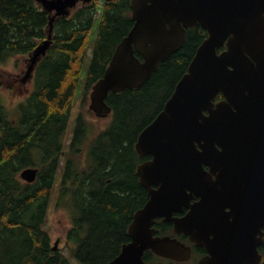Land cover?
Returning a JSON list of instances; mask_svg holds the SVG:
<instances>
[{"label": "water", "instance_id": "1", "mask_svg": "<svg viewBox=\"0 0 264 264\" xmlns=\"http://www.w3.org/2000/svg\"><path fill=\"white\" fill-rule=\"evenodd\" d=\"M37 1L55 16L67 14L78 0ZM130 9L134 23L89 92L88 108L97 116L110 113V91L143 85L182 46L187 28L200 25L205 37L162 109L136 137L134 151L151 156L135 168L148 199L133 214L129 240L103 264H156L143 259L148 249L187 260L190 245L154 234L156 217L207 250L197 264H261L264 0H130ZM54 16L47 38L31 54L29 71L50 43ZM218 93L222 97L215 99ZM34 172L26 168L20 176L31 180ZM184 207V215L173 216Z\"/></svg>", "mask_w": 264, "mask_h": 264}, {"label": "trees", "instance_id": "2", "mask_svg": "<svg viewBox=\"0 0 264 264\" xmlns=\"http://www.w3.org/2000/svg\"><path fill=\"white\" fill-rule=\"evenodd\" d=\"M97 15L99 21L94 29ZM52 16L35 0H0V61L32 53L47 38ZM133 23L130 0H90L68 16H55L50 43L34 66L32 90L17 104V117L10 118L0 104V264H75L59 247L53 250L49 233L43 227L52 177L48 178V186L39 183V178L18 193L5 170L31 165L32 148L49 140L46 158L51 161L49 173L53 174L60 149L56 139L70 120L90 44L92 55L81 86L83 107L91 86L102 77L116 45ZM92 31L95 36L91 35V41ZM204 37L200 25L188 28L182 46L160 61L143 85L108 93L105 101L111 108L110 119L95 135L89 136L91 125L79 112L71 146L69 206L74 217L66 237L67 247L68 243L73 244L68 249L69 256L77 264L110 261L128 241L133 213L148 197L135 174V166L149 156L139 157L132 148L133 142L162 109ZM135 55L140 58L136 51ZM15 80L0 71V86ZM219 97L221 94L216 95ZM17 120L25 122L23 142L17 139ZM20 147L23 160L18 162L16 148ZM45 186L46 191H42ZM153 225L156 234H172L171 222L155 220ZM178 238L184 240L182 235ZM143 259L157 264L188 262L160 258L149 250Z\"/></svg>", "mask_w": 264, "mask_h": 264}, {"label": "flooded vegetation", "instance_id": "3", "mask_svg": "<svg viewBox=\"0 0 264 264\" xmlns=\"http://www.w3.org/2000/svg\"><path fill=\"white\" fill-rule=\"evenodd\" d=\"M32 77L33 75L30 72H27L23 75L22 78L18 79L20 84L22 86H25V90L27 91L26 93L22 94L21 99L18 101V103L24 101L28 93L32 90L33 84H32ZM29 86V87H27ZM17 125H18V138L19 142H23L24 139V125L25 122L17 120ZM78 126H74L73 130L69 129L68 127L65 128L61 132V137L57 138L56 141L60 142L59 146V155L57 158V162L54 168V172L51 175L49 173L50 166H51V161L50 159L46 158V155L50 151V146H49V140L41 146L38 143L32 148L31 151V158H32V163L29 166H26L22 169L19 170H5V176L7 179L14 181L16 184V187L18 189V193H21L23 190V187H26V185H31L34 183V181H38L40 178L39 183H46L48 182V178L52 177L53 181L50 184V190L55 193V204H58L60 208H65L62 203L66 204H71V181H70V169H71V146L73 142V138L75 135V130L77 129ZM6 149V148H5ZM23 151V147L21 148H16V155L18 158H16V161L21 162L23 160V156L20 155L19 153ZM42 157V158H40ZM6 158H8V151L6 150ZM40 158V159H39ZM144 160V159H143ZM11 163V162H8ZM9 166V165H7ZM35 169V172L32 173L34 174L33 179L27 180L24 179L20 176V173L26 169ZM43 173V174H42ZM31 176V174H30ZM41 190V189H40ZM42 191H46V186L42 188ZM198 197H193L191 199V202L196 200ZM52 200V199H51ZM188 211L187 207H184L181 211L174 212L173 216H182ZM156 219H161V217H158ZM184 236V242L188 243L191 245V255L186 261H193L194 264H197L198 260L203 257L204 255L207 254V250L202 247V246H196L193 243H190L188 241V237L186 235ZM264 246V239L258 244V249L261 254L264 256V252L262 251V248ZM264 264V260L263 263Z\"/></svg>", "mask_w": 264, "mask_h": 264}, {"label": "rangeland", "instance_id": "4", "mask_svg": "<svg viewBox=\"0 0 264 264\" xmlns=\"http://www.w3.org/2000/svg\"><path fill=\"white\" fill-rule=\"evenodd\" d=\"M80 4V3H79ZM99 4H101V1H99ZM99 21L98 15L94 22V29L96 28V25ZM95 34L92 33L91 35ZM94 36H91V41L94 39ZM92 55V44H90L87 54L85 55V61H84V68L80 75V80L78 87L76 89L74 103L72 107V115L69 120V127L72 126V121L75 115L78 112H83V116L85 117L86 121L91 125V129L88 130L89 136H93L96 133H98L101 129L105 127L107 124L109 117H102V118H94L91 114L86 113L85 109L87 108V105L83 107L82 104V87H83V79L85 77L86 69L90 63ZM31 58V53L27 54H20V55H12L7 58H5L3 61H0V71H3L6 74H9L11 76L17 77V80L12 82L10 85L8 83H4L0 86V104L4 106L9 114V117H17V102L21 99L22 94L26 93L25 86H21L18 79L22 78L24 75V72L26 70V65H28ZM82 86V87H81ZM29 87V86H27ZM87 104H89V99L86 100ZM55 193L53 192L52 200L50 203V206L48 207L46 219L44 222L43 227L46 229V231L49 233V236L51 238V244L54 243L56 238H60L58 246L62 249V251L68 255V249H72V245L66 248L65 245V233L68 229H70L72 223H73V215L70 213V206H66L65 208H59L55 204ZM71 209V208H70ZM71 261H74L71 259ZM166 260L163 259L162 262H165ZM156 262V261H155ZM75 264H77L75 262ZM187 264H194L193 261H188Z\"/></svg>", "mask_w": 264, "mask_h": 264}]
</instances>
